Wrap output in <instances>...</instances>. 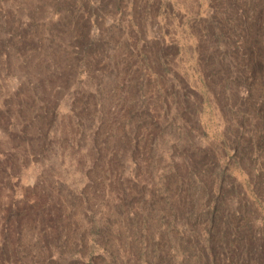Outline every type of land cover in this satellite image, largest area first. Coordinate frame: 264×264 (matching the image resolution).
Wrapping results in <instances>:
<instances>
[{
  "label": "rangeland",
  "instance_id": "374dc122",
  "mask_svg": "<svg viewBox=\"0 0 264 264\" xmlns=\"http://www.w3.org/2000/svg\"><path fill=\"white\" fill-rule=\"evenodd\" d=\"M0 264H264V0H0Z\"/></svg>",
  "mask_w": 264,
  "mask_h": 264
}]
</instances>
